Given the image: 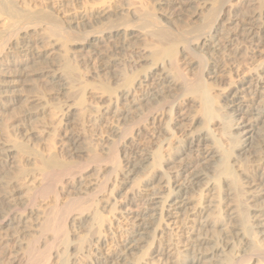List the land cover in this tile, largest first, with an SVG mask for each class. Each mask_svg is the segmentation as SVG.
Masks as SVG:
<instances>
[{"label":"rangeland","instance_id":"obj_1","mask_svg":"<svg viewBox=\"0 0 264 264\" xmlns=\"http://www.w3.org/2000/svg\"><path fill=\"white\" fill-rule=\"evenodd\" d=\"M223 1L221 21H218V25L215 27L218 30L213 33L212 37H214L210 43L206 40L205 42L203 40L196 41V33L194 34L193 28H197L198 25L202 27L201 24L204 25L202 21L205 22L211 5L215 4L213 0H10L19 12L45 11L50 13L57 21L64 24L62 26L63 28L65 26L68 32L71 30V33L74 32L75 35L78 34L77 36L87 38L88 44H91L89 47V45H84L87 41L82 44L80 41L77 43L70 41L65 45L61 42L62 44H60L65 49L62 56L56 51L57 49L53 52V43L55 42L52 41L53 38L46 35L48 39L45 37L42 40L41 37L44 36L40 35L43 34V30H40L43 29L41 25L42 28H33L38 33H36L35 39L39 41H36L37 44H30V47H26L27 50L22 48V38H24L22 25H20L21 33L18 31L19 34L15 38L9 39V35L7 36L5 33L3 35L4 39L1 40L3 47L1 45L0 50V162L4 159L5 151H10V149H14V151L11 150L10 159L3 166H0V237L4 241L0 251L1 249H3L2 251H9L10 249L14 257L19 255L17 256L18 259L23 258V254L30 256L32 260H37L41 256H48L45 260H49L46 262L51 264H92L93 261L102 257L110 258L113 263H116L122 254L132 226L139 221L147 209V203L142 197L145 191L143 183L151 174V166L144 165L151 169L145 168L143 172L134 175L131 185H126V177H124L128 172L130 163L135 161L133 159L135 153L142 157L144 154L151 156L158 151L160 157L157 163H160L161 168L158 165L160 169H157L158 171L161 170L159 171L161 174H167V177H170L169 183L171 185L177 181L180 182L188 171H191L189 169L193 166L187 163L188 158L191 160L197 157L198 153L195 150L188 154V157L183 156L184 159L182 160L175 159L176 161L170 162L168 154L171 152H178L180 155L186 154V140L190 134L196 133L197 129L192 121L196 116H203L202 96L199 97V94L196 97L197 93H190L184 90L185 87H179L183 86L180 84L182 80L178 79L181 78L180 73H186L189 81L201 79L207 85L204 84L206 89L208 88L206 90L208 95L211 93L210 96L214 100L217 97L215 101L213 100L215 104L212 103L214 109L212 108L211 111L217 110L223 104V100L219 96L220 92L226 91L243 79L251 81V89L254 87L264 88V85L261 84L264 46L255 45L250 37H244L241 33L242 28L248 23H259L260 25L264 22V0ZM0 11L4 12L1 8ZM145 11L156 15L159 26L167 32L170 30L169 33L174 36L180 37L181 34L185 36V33L190 32L191 34L185 37L189 39L191 49L198 54L196 58L194 53L186 52L182 46H179L180 44L176 43L178 46L175 44V47L177 46L175 51L178 61L175 58L174 65H171L170 59L166 60V58L161 63L160 61H155L157 64L153 62L154 59H151L149 54L154 48L153 46L150 49V46L155 42L142 33V30L138 28L142 22L136 20ZM0 15L1 35L3 34L2 31L6 32L7 18L4 13H0ZM123 20L125 23H122ZM88 22L89 24H87ZM111 25L113 28L114 26L117 27L116 25H121V27H117L118 30L112 28L115 31L112 32ZM219 25L221 26L219 27ZM108 27L111 31L107 30ZM146 29L148 30V28ZM85 32L90 35V37L87 35L89 39ZM125 32L133 34L131 38L125 39L126 42L123 39ZM139 32L140 35H138ZM150 41L152 42L150 43ZM121 45L125 46V51L118 49ZM42 47L43 49H41ZM38 51L45 54V58H47L45 61L38 60L39 63L41 62L40 64H37V60H33L34 53ZM199 58L204 59L205 62ZM111 61L121 63L118 64L120 67L118 65L117 68L112 67ZM66 62L72 63L71 65L75 69L71 75L62 73ZM153 65L159 67L156 68ZM174 66L180 70L178 77L177 71L179 70L173 69ZM45 70L59 73L62 76V86L56 87L52 84L51 79L48 78L51 74L47 77L39 74ZM78 73L80 76L77 75ZM162 73H169L172 76H170L171 79L174 80L172 82L170 79V81L176 87L164 89L166 92L163 94L160 103H149L148 96L155 87L153 81L161 76L165 78ZM159 74L162 75L159 76ZM197 75L198 77H196ZM143 77L146 80L145 83H141L142 87L139 85V81ZM150 77L151 79H149ZM126 79L128 80L126 81ZM102 87L107 90L102 89ZM153 105L156 106L153 107ZM199 112L201 113L199 114ZM25 115L29 117L26 118ZM231 117L236 119V117ZM237 119L239 118L237 117ZM212 128L214 129V127H209V130ZM232 132L235 133L236 130H232ZM214 133L217 134V130L213 132V135ZM65 136L71 137V141L66 142ZM219 136V133L216 137L213 136L217 140V144L222 146L224 149L222 147L221 149L224 151L227 149L230 151L226 141ZM15 142L26 144L25 146L30 152L17 151L18 149L14 147ZM65 142L71 145H66ZM3 150L5 151L3 152ZM260 150L256 158L257 163L253 165L244 161L245 165L243 164L245 167L247 165L253 166L246 168L252 177L257 175L264 177L263 144ZM230 154L226 157L230 158ZM248 154L245 157L247 161L249 160ZM50 155H55L54 159L62 161L69 167L68 170L70 171L66 174L70 173L71 175L68 176L71 177L65 174V177L59 179L56 173H51V175L50 172L52 171L45 170L43 161L49 159ZM104 160L108 161L104 163ZM231 160L232 158L227 159L229 165ZM234 171H232V180L230 179L231 189L235 193L234 204H238L239 207L240 205L246 206L248 204L246 194H243L244 190H242L245 180L242 181V178ZM8 184H11V188L7 189ZM218 184L220 188V182H217L216 188H218ZM104 187L105 189H103ZM99 190H103V192H99ZM199 191L205 194L202 188L198 189L197 194L200 193ZM128 192L132 201L126 204L123 202V198ZM6 193L8 200L3 201L2 196H5ZM221 197L222 194L220 199ZM74 204L75 206H73ZM77 204L82 210L77 208ZM79 211L81 212L79 213ZM245 214L247 215V213ZM62 217H67V219H61ZM220 217L222 220L223 215ZM63 220L64 225L60 223ZM62 225L64 230L60 229ZM48 226L50 228H47ZM58 229L61 230V233ZM65 232L67 236H65ZM216 234L215 239H220L219 232ZM60 237L62 238L60 239ZM64 242L65 244L68 242L67 246L68 244L72 246L67 247ZM9 245L10 247H8ZM50 246L52 249L49 250ZM65 248L70 252L66 251ZM146 253L149 257L146 254L141 255L144 254V251L140 254V264H162L158 257L151 256L149 251ZM177 253L178 262L183 263L184 258H180V248L177 249ZM258 255L260 256L256 253L249 254L247 255L249 259L247 256H243L238 260V264H250L256 259L258 261L259 258H256ZM263 255L261 256L263 257ZM260 261L258 262L263 264L264 260L260 258Z\"/></svg>","mask_w":264,"mask_h":264},{"label":"bare ground","instance_id":"obj_2","mask_svg":"<svg viewBox=\"0 0 264 264\" xmlns=\"http://www.w3.org/2000/svg\"><path fill=\"white\" fill-rule=\"evenodd\" d=\"M213 3H215V4L211 5L210 11H209V13H207L208 15L206 16V18L204 17L205 22L202 21L204 23V25L201 24L202 27H199V25L198 26L196 25L197 28L196 27L193 28L194 34L196 33V35H195L196 41L203 40L205 42V40H206V41H210V43H212L211 39H213V37H214V36L212 37V35H214L213 33H216L215 31L218 30V28L216 29L215 27H216V25H218V21H221L220 16H222L221 14L223 12L222 10H223V6H224L223 5L224 1L223 0H217V1L213 0ZM15 7H14V4H12L10 2V0L9 1L8 0H0V8L4 11V12L0 11V13L1 14L4 13V16L6 15V18H7V28H5L6 32L2 31L3 34H1L2 36L0 35V41L2 40L4 33L7 36L8 35L10 36L9 39H12L13 37L15 38V36L18 35L22 29V28H20V25H22L24 27L22 29V30H24V32L22 31L24 34V36H23L24 38H22V40H23L22 48L23 49L25 48L26 50H27L26 47H30L29 46L30 44H34L37 41L35 39L37 32H36V30H33V28L37 29V28L43 27V29H40L41 31L43 30V32H42L43 34H40V35H43L44 37H41V36L40 37L42 38V40L45 39L46 35L50 38H53V40L51 39L52 41H55L53 43V46H54L53 52L55 49H57L56 51L59 52V54H61V55L65 51L64 46H63V45H65V43L70 42V41H73V42L75 41L77 43V41L78 42L80 41V44H82L85 41H87V38H82L80 36H77L78 34L75 35L74 32H73L74 34L71 33L70 32L71 30H69V32H70L69 33L67 31V29H65L66 28L65 26L63 28L62 25H64V24H62L60 21H57V19H55L48 12H45V11H42V12L41 11L40 12H28V11L19 12L18 10H16ZM155 16L151 12L145 11V12H142L138 16L139 17L138 19H136V20H139L140 22H142V23H140V25H138L139 26L138 28L142 30V33L145 36H147V38L150 37V39H152V41L155 42V43H153L152 46H150V49L153 46H154V48L151 49V51L153 50V52L150 51V54H149L151 59L152 58L154 59L153 62L160 61V63H161V61L165 60L164 58H166V60L170 59L169 63L172 65L174 62H176L175 61V58H176L175 48H177V46H178L177 44H180L179 46H182L183 50H185L186 52H189L191 54L194 53L195 58H196V56L198 54H196V52H194L195 50L193 51L191 49V47L189 45L190 43L188 42L189 39L187 37H185V36L190 35L191 33L187 32V33H185V36H182V34H181L180 37L174 36L171 33H169L170 30L167 32V31H165V29H163L162 27L159 26L160 25V24H158L159 20ZM263 19H264V17H263ZM75 22H73V23H75ZM89 22L87 24H89ZM126 22H127V20H126ZM81 23H80V25H81ZM108 23L109 22H107V25H109ZM122 23H125V20H123ZM33 25L35 27H32ZM80 25H78V26H80ZM116 26L121 27V25L120 26L116 25ZM144 26H145V28H144ZM220 26L221 25H219V27ZM117 27L114 26V28H113V26H112L110 28H111V30H112V28L115 30V29H117ZM110 28L108 27L107 30H109ZM146 28H148V30ZM111 30H109V31H111ZM105 31H106V29H105ZM112 32H115V31L112 30ZM96 33H94V35ZM103 33H105V32H103ZM241 33L244 35V37L245 36L250 37L251 40L253 41V43H255V45L260 46V47L264 46V22L261 23L260 25H259V23H257V24L256 23H248L244 26V28H242ZM83 34H82V36H83ZM85 34H86V32H85ZM85 34H84V37L89 35L88 32H87L86 36H85ZM91 35H93V34H91ZM97 35H99V34H97ZM132 35H133L132 33H130V34L126 33L124 35V37L123 36H121V37H123L124 41L126 42V40L131 38ZM138 35H140V32ZM177 35H179V34H177ZM243 35H241V36H243ZM145 36H143V37H145ZM89 37H90V35H89ZM89 37H88V39H89ZM7 40H8V38H7ZM152 41H150V43ZM196 41H195V43H196ZM61 42L63 43V45H61L62 44ZM191 42H192V40H191ZM39 43H41V42H39ZM45 43H46V41H45ZM90 44H88V41H87L84 45H87V46L89 45V47H90ZM175 44L177 45L176 47H175ZM1 45H2V41L0 43V50L3 47V45H2V47H1ZM94 45H96V43H94ZM117 45H119V44H117ZM124 45L119 46L118 49L125 51L126 49H125ZM20 46H21V44H20ZM66 46H67V44H66ZM127 47H129V46H127ZM211 47H213V46H211ZM211 47H209V48L211 49ZM35 48H36V46H35ZM35 48H33V49L36 50ZM95 48H96V46H95ZM41 49H43V47ZM213 49H215V48L213 47ZM3 53H5V52H3ZM34 54L35 55H33V58H34L33 60H37V64L39 63L38 60H40V61L44 60L45 61V59H47V58H45L46 55L40 51L35 52ZM88 54H90V53H88ZM177 58H176V60H177ZM200 60H204V59L201 58ZM200 62H202V61H200ZM204 62H205V60H204ZM111 63H112V67H116V68H117V65L119 64L115 61H111ZM71 64L66 62L64 67H63L62 73H66L67 75H69V74L71 75L73 73V71L75 70V69H73V66ZM0 65H1V63H0ZM107 65L109 66V64H107ZM163 65H164V63H163ZM175 66H176V64H175ZM175 66L173 67V69L174 68L176 69L177 66L176 67ZM103 67H105V66L103 65ZM153 67H156V66L153 65ZM158 67L159 66H157L156 68H158ZM162 68H164V67H162ZM155 70L157 71L158 69H155ZM55 72H52L50 70H45L39 74L41 76H44V77L45 76L47 77L49 74H51V76H49L48 78L51 79L52 84L55 85L56 87L62 86V84H61L62 83V76H60L59 73H58L59 75L56 74ZM165 72H167V71H165ZM173 72H175V71L173 70ZM177 72H178V74H177V77H178L180 70ZM160 73H161V71H160ZM162 74H164V73H162ZM162 74H159V76ZM185 74L180 73L181 78L179 77L178 79L182 80V81L180 83L178 80V82L183 86H179V87H183V88L185 87L184 90H187V92L189 91L190 93H194V94L197 93L195 95L196 97H197V95L199 96V94H200L199 97L202 96L201 98H202L203 103L202 102L201 103L203 104L202 105L203 111L200 109L199 110L203 112L202 113L203 116H201V115L198 117L196 116L195 119L192 121L197 126L198 131L196 129V133L194 132L193 134H190V136H188L186 143H185V146L187 148L186 154L180 155L178 152H173V153L171 152L172 154L171 153H168V154H169V158H170V162H171L172 160H175V159L182 160V159H184V157H186V156L188 157L189 156L188 154H190L192 151L196 150L198 153L197 157L194 159H191V160H190V158H188L189 161L187 160L188 161L187 163L189 165H192L193 167L192 168L190 167L189 170H191V171H188L187 175L180 182L177 181V182L173 183V185H171L169 183L170 177H167L168 176L167 174L166 175L163 173L161 174L159 172L161 170L158 171V169H157L160 166L159 165L160 163L159 164L157 163V160L160 157V155H158V151L156 152V154L155 153L151 154V156L141 154L142 157H139L140 155L138 156V153H135V157L133 158L135 161L130 163L128 172L124 177H126V179H125L126 185L128 186V185H131L130 183H132V179H133L132 177L134 175L136 176L140 172H143L145 168L147 170L152 168L151 174H149V176H147V178L144 180V183H143V188L145 191H144V194L142 195V197L145 200V202L147 203V209H146L145 213H143L142 217H140L139 221H137V223L132 226L131 231L128 233L127 240L124 244L122 254L117 259L116 263H113L110 260V258L102 257L101 259L98 258L96 261H93L92 264H140V261H139L140 260V254L143 251H144V254H141L142 256L145 254L147 255L146 252L149 251L150 255L153 257L154 256L158 257L161 260L162 264H238V260H240L243 256H247V255L253 254V253H256V255L260 254V256L264 254V177H262L261 175H259V176L257 175V176L252 177L251 174H248L249 171L247 172V169H246L248 166H252V165H247V167L244 166L245 165L244 161H246L247 163L249 162L253 165H254V163H257V160H256L257 154H258L259 150L261 149L262 144L264 146V140H263L264 139V88L263 87H261V88L254 87L253 89H251L252 88L251 81L249 79L248 80L243 79V80L239 81L234 86H231V87L228 86L229 88L226 91L224 90V91L220 92L219 96L222 98L223 104L221 103L222 106H219L217 110L215 109V111H211L213 108L212 103L217 99V97L214 100L213 98H211L210 92H209L210 94L208 95V92L206 91L208 89V88L206 89L207 85L205 83H203L201 79L197 80V81H189ZM77 75H79V73ZM168 75H169V73H167V74L165 73L164 74L165 78H163L161 76L162 78L159 77V79H155L156 81L155 80L153 81L154 82L153 84L155 85V87L152 89V91L150 92V94L148 96L149 103L150 102L160 103V100H161L163 94L166 92L164 89H166V88L172 89L173 86L176 87V85L174 83L173 84L171 83V81L172 82L174 81L171 79L172 76L171 75L168 76ZM261 76H262L261 84L264 85V65L262 66ZM145 77H147V76H145ZM151 77L149 79H151ZM196 77H198V75ZM123 78H124V76H123ZM170 79H171V81H170ZM127 80L128 79H126V81ZM145 80H146V78L143 77L142 80L139 81V85H141V83H145L144 82ZM132 81H135V80H132ZM129 82H130V80H129ZM128 87H129V85H128ZM103 88L106 89L105 87H102V89ZM127 90H128V88H127ZM219 96H218V98H219ZM123 98H125V97H123ZM148 99H146L147 102H148ZM165 100H167V99H165ZM141 101H143V100H141ZM199 101H201V100H199ZM137 102L139 103V101H137ZM214 104H215V102H214ZM155 106L153 105V107H155ZM158 108H159V106H158ZM150 110L152 111V109H150ZM154 110H155V108H154ZM149 113H150V111H149ZM200 113L201 112H199V114ZM231 116L236 117V119L235 120L232 119ZM28 117L29 116L27 115L26 118H28ZM237 117L239 119H237ZM209 127H214V129L212 128L213 130L212 129L209 130ZM216 130L220 135L219 137H221V139L223 138L226 141L227 146H229L228 148L230 149V151H228V149L226 151H224L223 150L224 148L221 146L223 148V149H221V147L217 144V140L214 138L217 136L218 133L217 134L214 133L215 137H213L214 136L213 132H216ZM232 130H236V132L233 133ZM127 132H125V133H127ZM125 135H127V134H125ZM124 137H126V136H124ZM70 138L65 136V139L67 140L66 142L71 141ZM126 139H127V137H126ZM218 143H219V141H218ZM68 144L66 143V145H68ZM25 145L26 144H23V143L22 144L17 143V142L14 143V147H16V149H18L17 151H21L22 153L30 152L26 148L27 146H25ZM69 145H71V144H69ZM112 145L114 146V143ZM8 147H10V146H8ZM112 149H113V147H112ZM11 150L12 149H10V151L9 150H7V151L3 150V152L5 151V156H4L3 161L0 162V166H3L4 163H6L10 159L9 153L11 152ZM12 151H14V149ZM112 151H114V150H112ZM168 151H169V149H168ZM103 152H105V151H103ZM74 153H75V151H74ZM76 153H78V152H76ZM79 153H82V152H79ZM111 153H113V152H111ZM229 154H230V158H232L230 165L227 162V159H230V158L226 157ZM247 154L249 157L248 161L245 158ZM51 155L49 156V159L43 161V167L45 168V170L52 171V172H50V174L56 173L57 178L59 177V179L63 178V176L65 177L67 175L66 173L68 171H70V170H68L69 167L65 163H63L62 161H60L58 159H54L55 155L54 156H51ZM93 156H94V154H93ZM107 156H109V155H107ZM259 156H261V155H259ZM115 157H117V156H115ZM41 158L43 159L44 157H41ZM109 158H111V156H109ZM112 158H114V157H112ZM162 158H163V156H162ZM113 160H115V158ZM163 160H161V161H163ZM107 161L104 160V163ZM166 161L168 162V160H166ZM101 162H103V161H101ZM112 162H114V161H112ZM111 165L112 164H110V166ZM144 165L151 166V168L148 169ZM44 168H43V170H44ZM160 168H161V166H160ZM112 169H113V167H112ZM115 170H116V166H115ZM231 170L232 171L235 170L234 173L236 172V174L239 175L240 178H242V181L245 180V181H243L242 190H244L243 194H246V202L248 203L246 206L240 205V207H239L238 204L237 205L234 204V202H235L234 201V194L235 193L232 191L231 185H230V183H231L230 179H231V177H233L232 176L233 172ZM82 173H85V172H82ZM147 173H148V171H147ZM68 175H71V174L69 173ZM45 176H46V174H45ZM77 176H78V174H77ZM68 177H71V176H68ZM73 177H75V176H73ZM48 178H50V177L48 176ZM109 179H110V177H109ZM217 182H220V186L222 187V188L221 187L219 188V184H218V188L220 189V191L218 190V188H216ZM56 184H57V182H56ZM10 185L11 184H8L6 188L7 189L9 187L11 188ZM138 185H139V183H138ZM105 187L103 189H105ZM101 188H102V186H101ZM199 188H202L204 190L205 194H203L202 191H199L200 193L197 194V191ZM123 190H125V188H123ZM45 191H47V190H45ZM101 191L103 192V190H101ZM101 191L99 190V192H101ZM99 192H98V194H99ZM42 193H44V192H42ZM94 194H96V193H94ZM128 194H129V192L123 198V202L126 204L130 203L132 201V199L130 198V196ZM221 194H222V197L220 199ZM6 195H7V193L5 194V196H2L3 201L8 200V196H6ZM35 196H37V195H35ZM45 196H47V195H45ZM91 196H92V194H91ZM96 196H98V195H96ZM131 196H132V194H131ZM9 198H10V196H9ZM91 198H90V201L92 200ZM84 200H86V199H84ZM260 200H261V202H259ZM70 201H69V204L72 206ZM74 202H76V201L74 200ZM89 204H90V202H89ZM73 206H75V204ZM63 207H65V206H63ZM77 208H79L78 204H77ZM80 208H79V210H82ZM243 208L245 209V211H243L244 210ZM86 209L88 210L89 207ZM241 209H243V210H241ZM73 211H76V210L73 209ZM80 212L81 211H79V213ZM56 213H58V212H56ZM245 213H247L248 216ZM81 215H83V214H81ZM222 215H223V219L221 220L220 216H222ZM67 216H68V214H67ZM19 218H18V220H19ZM63 218L67 219V217H62L61 219H63ZM54 219H57V217L56 218L54 217ZM64 220L62 222H60L63 225H64ZM55 222H56V220H55ZM22 223H20V224H22ZM63 225L60 226V229L63 227ZM66 226H67V224L65 225V227ZM47 228H50V226H48ZM60 229H58V230L61 233ZM18 230H19V227H18ZM62 230H64V229L62 228ZM65 230H68V229H65ZM217 230H219L218 232L221 235L220 239L219 238L215 239L216 235H217L216 233H218V232H216ZM56 232H57V229H56ZM65 234H66V232H65ZM61 235H63V234H61ZM65 236H67V234ZM13 237L15 238V236H13ZM61 238L62 237H60V239ZM0 239H1V237H0ZM11 240H13V239H11ZM67 241H68V239H67ZM52 242H53V240H52ZM65 242H64V245L67 246L68 242L66 244H65ZM3 244H4V241L1 239L0 240V247ZM56 244H58V243H56ZM68 246H70V245L68 244ZM6 247H7V245H6ZM8 247H10V245ZM66 248H65V250H66ZM80 248H79V250H80ZM178 248H180V250H181L180 254L182 257L180 256V258H184L183 263L178 262L179 261L178 260V253H177ZM50 249H52L51 246H50L49 250ZM2 250L3 249H1V251ZM34 250H35V248H34ZM145 250H148V251H145ZM47 251H48V249H47ZM66 251H69V250H66ZM45 253H46V251H45ZM47 254H48V252H47ZM13 255L14 254H12V251L10 249H9V251H2L0 253V262L1 261L2 262L0 264H49L50 263V262H46L49 260H45L46 257H48V256H45V257L41 256L40 258L38 257L39 259L37 258V260H35V259L32 260V259H30V256L29 257L27 255L24 256V254H23V258H21V259H18L17 256H19V255H16L15 257ZM252 256H254V255H252ZM258 256H256V258H259L258 261H260V258H261V260H264L263 259L264 255H263V257L262 256L258 257ZM144 257H143V259H144ZM147 257H149V256L147 255ZM153 257H151V258H153ZM247 258H248V256H247ZM157 261H159V260H157ZM258 261L256 259V261H253L251 263L249 262V263L250 264H261ZM153 262H156V261H153ZM246 262H248V261H246ZM263 264H264V262H263Z\"/></svg>","mask_w":264,"mask_h":264}]
</instances>
